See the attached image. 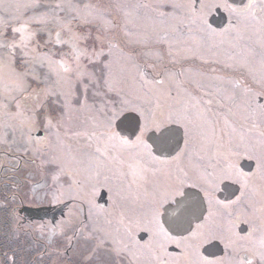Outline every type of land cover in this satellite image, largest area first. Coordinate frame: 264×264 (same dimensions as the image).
Here are the masks:
<instances>
[{"label": "flooded vegetation", "instance_id": "af4514ba", "mask_svg": "<svg viewBox=\"0 0 264 264\" xmlns=\"http://www.w3.org/2000/svg\"><path fill=\"white\" fill-rule=\"evenodd\" d=\"M201 2L223 0H127V13L112 0L114 25L107 30L76 19L56 30L32 26L25 84L24 67L9 65L10 82L22 92L8 98L0 82L6 106L0 113V264L194 262V250L184 255L190 232L177 220L176 200L164 201L156 217L171 239L157 235L152 220L154 194L179 180L196 203L191 228L232 226L225 235L233 247L214 239L202 243L199 256L264 264V169L255 159H240L244 187L232 180L209 187L202 180L230 150L261 155L260 145H230L228 134L264 131V0H227L238 10L253 7L233 14L214 8L206 26L194 15ZM141 89L148 97L140 100L145 118L155 114L164 131L177 134L164 146L159 132L147 130L151 155L113 147L106 135L112 113L124 101L135 105ZM126 118L135 120L134 129L122 124ZM141 122L124 112L114 127L131 142Z\"/></svg>", "mask_w": 264, "mask_h": 264}, {"label": "snow or ice", "instance_id": "6c2138e0", "mask_svg": "<svg viewBox=\"0 0 264 264\" xmlns=\"http://www.w3.org/2000/svg\"><path fill=\"white\" fill-rule=\"evenodd\" d=\"M224 8L230 14L244 12L250 10L253 5L249 3L246 5L245 9L238 10L236 8L231 7L230 4L227 3V0H223L222 3L213 2L211 4L200 3V8L194 12V15L199 19L200 23L207 25V15L214 8ZM14 32L23 33L24 29H13ZM24 37L22 36V39ZM15 46V45H14ZM159 82V81H158ZM261 83H264V77L261 79ZM124 112H132L141 118V123L139 126V134L136 135L135 141H129L126 137L122 136L120 133L116 132L114 127V122L118 116L122 115ZM169 121H173L178 123V126L184 127L185 135H187V127L180 123L178 120H175L171 115L167 118ZM135 120L127 119L122 121V124L127 128H135ZM163 122L159 120L155 114L149 120L145 118V114L142 108L139 106L133 105L130 101H124L123 106L114 111L111 117L106 121V135L108 142L111 143L113 147L121 146V147H129V148H143L148 155H151V148L144 142V135L147 130H153L160 133L158 137L159 143L161 145L167 146L173 143L176 139V133L173 129L168 128L167 131L163 130ZM261 149V155L255 156L253 155L250 149H246L244 151H232L230 150L228 153V157L225 159L224 163L218 167L217 170L213 172H209L207 176L202 177L204 183L209 187H216L219 183L224 182L225 180H232L234 183H240L242 187L246 186L248 176L244 172L240 170L239 160L240 159H255L257 161L258 169H264V139L258 141ZM235 158V159H234ZM155 159V157H153ZM184 180H179L177 185L174 187H170L167 190L160 191L153 196V200L156 201V207L153 208L152 220L156 221L157 235H163L164 237L171 239L168 236V233L159 225L156 217L159 214L160 207L163 202L168 200L169 197L176 200L177 210L180 211V216L177 217V220H183L187 223L188 227L185 231H189L190 235L184 238V255L185 258L188 259L191 256V253L188 251L192 249L195 251V255L198 257L196 261L189 260V264H223V261H210L205 259L204 257L199 256V247L204 242H211L214 239H220L222 242H226L225 246L227 248L233 247L235 241L232 240L231 236H226V232H230L232 226L218 224L214 228H210L205 230L204 224H197L193 229L191 228L192 219L198 218L196 212V203L192 199L191 193H185L182 190V186L184 185ZM96 188L94 187L92 190V195H96ZM206 198H208L207 192L205 193ZM176 197H182L183 199H176ZM179 243V242H178ZM261 247L264 248V241L261 242ZM262 258H264V253L261 254ZM242 264H252L251 260H247L246 258L242 261Z\"/></svg>", "mask_w": 264, "mask_h": 264}, {"label": "rangeland", "instance_id": "374dc122", "mask_svg": "<svg viewBox=\"0 0 264 264\" xmlns=\"http://www.w3.org/2000/svg\"><path fill=\"white\" fill-rule=\"evenodd\" d=\"M0 0V54L6 52L3 56L5 68L0 70V82L3 85L2 90L5 94L8 93V98L20 94L22 90L17 91V86L11 84L14 81V71L9 69L16 59L17 53L21 52V56L26 61L25 66L31 61V47L34 37L31 34L32 26L36 24L45 30H56L57 27H67L68 24H75L74 19H82L81 15L88 17L84 21L96 24L98 28L107 30L112 28V0ZM119 5L123 13H127V0H119ZM67 17L65 24L62 25V20ZM90 20V21H89ZM52 25V27H51ZM23 28V33L14 32L13 29ZM41 28V27H40ZM74 29H91L89 27ZM22 36L24 37L22 39ZM15 45V46H14ZM1 50H4L3 52ZM23 69V83H26V72L29 70ZM28 78V76H27ZM11 81V82H10ZM15 82V81H14ZM18 83V85H20ZM22 86V85H21ZM140 97L134 101L136 106L141 107V101L147 99V91L141 89L137 91ZM144 101L142 102L143 105ZM6 110V106L0 103V113ZM23 121L25 114H28L23 108ZM1 116H6V113ZM10 120V119H9ZM14 121V120H13ZM103 120L100 121V126L104 125ZM14 125V124H13ZM105 128V126H103ZM100 129V128H99ZM25 132V130H24ZM25 135V133H24ZM25 139V138H24ZM264 139V131L261 132H230L228 141L230 145H259L258 141ZM104 141V140H103ZM190 141V138H188ZM105 142V141H104ZM228 262H223L227 264Z\"/></svg>", "mask_w": 264, "mask_h": 264}, {"label": "bare ground", "instance_id": "6f19581e", "mask_svg": "<svg viewBox=\"0 0 264 264\" xmlns=\"http://www.w3.org/2000/svg\"><path fill=\"white\" fill-rule=\"evenodd\" d=\"M40 1H42V2H44V1H47V2H49L48 0H40ZM85 17H83L82 15H81V17H82V19H76L77 21H78V23L81 25V26H87L88 24L87 23H85V21H84V19L85 18H87L88 16L87 15H84ZM90 21V20H89ZM91 22V21H90ZM93 24V23H92ZM96 24H93V26H95ZM51 27H52V25H51ZM73 39H80V37L77 35V34H75V37H73ZM2 52L4 51V50H1ZM4 54H6V52H4L3 54H0V58L1 59H3L2 57L3 56H1V55H4ZM24 61H26L25 59H23V57L21 56V52H18L17 53V56H16V59L14 60V62H17L18 64H20V65H22L23 67H26L25 69H29V66H25L24 64H23V62ZM15 78V77H14ZM15 80H17V81H19L18 80V78H15ZM8 94V93H7Z\"/></svg>", "mask_w": 264, "mask_h": 264}]
</instances>
